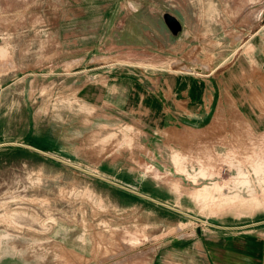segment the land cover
Here are the masks:
<instances>
[{"label": "rangeland", "instance_id": "obj_1", "mask_svg": "<svg viewBox=\"0 0 264 264\" xmlns=\"http://www.w3.org/2000/svg\"><path fill=\"white\" fill-rule=\"evenodd\" d=\"M77 1L0 0V264H150L225 243L256 250L264 0H243L242 25L212 37L210 51L162 56L65 50L83 11L77 32L91 42V7ZM117 73L210 74L221 114L207 132H161L140 110L88 93L111 91ZM232 77L251 90L258 114L239 115Z\"/></svg>", "mask_w": 264, "mask_h": 264}, {"label": "crops", "instance_id": "obj_2", "mask_svg": "<svg viewBox=\"0 0 264 264\" xmlns=\"http://www.w3.org/2000/svg\"><path fill=\"white\" fill-rule=\"evenodd\" d=\"M76 3L81 9L91 7V42L85 44L82 34L77 32L88 17L83 11L74 19L76 33L73 39H69L71 43L64 45L69 51L90 47V51L97 53L133 50L160 56L178 50L206 52L211 49L212 37L235 34L243 20V0H80ZM167 3L170 8L165 7ZM164 13H170L181 22L182 31L178 35H174L166 25ZM200 66L202 64L191 67L201 69ZM202 73H205L204 70ZM209 75L161 74L143 79L117 73L108 79L111 91L92 88L88 93L110 100L114 106L121 104L123 112L140 110L141 119L161 132H207L216 124L213 120L221 114L219 105L222 103L220 97L214 103L215 93L212 94ZM238 80L232 77L229 83L242 104L239 115L258 114L256 109H251L253 97L248 94L249 88L243 87L244 83ZM147 82L152 83L153 88L148 87ZM86 96L89 98V95ZM119 99L123 102H118ZM246 102L248 105L244 104ZM222 110L229 113L233 108ZM256 240L260 245L256 250L225 243L209 246L207 252L204 249L198 253L192 247V250H186V259L177 260V254L171 252L166 254L171 263L170 260L157 258L150 264H172L174 261L187 264H264V240L258 237Z\"/></svg>", "mask_w": 264, "mask_h": 264}, {"label": "water", "instance_id": "obj_3", "mask_svg": "<svg viewBox=\"0 0 264 264\" xmlns=\"http://www.w3.org/2000/svg\"><path fill=\"white\" fill-rule=\"evenodd\" d=\"M163 18L166 25L174 35H178L182 31V24L175 16L170 13H164Z\"/></svg>", "mask_w": 264, "mask_h": 264}]
</instances>
